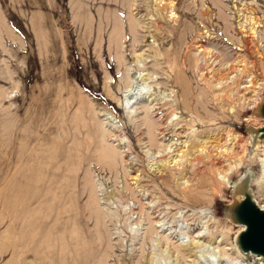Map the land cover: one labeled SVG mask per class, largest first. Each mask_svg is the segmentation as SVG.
Masks as SVG:
<instances>
[{
	"label": "rangeland",
	"instance_id": "rangeland-1",
	"mask_svg": "<svg viewBox=\"0 0 264 264\" xmlns=\"http://www.w3.org/2000/svg\"><path fill=\"white\" fill-rule=\"evenodd\" d=\"M262 98L264 0H0V264H150L156 222L233 264L226 208L260 174ZM251 191L264 204V180ZM33 194L40 260L17 221Z\"/></svg>",
	"mask_w": 264,
	"mask_h": 264
},
{
	"label": "bare ground",
	"instance_id": "bare-ground-1",
	"mask_svg": "<svg viewBox=\"0 0 264 264\" xmlns=\"http://www.w3.org/2000/svg\"><path fill=\"white\" fill-rule=\"evenodd\" d=\"M139 78L143 83H146V81L149 79V76L146 74V73H142V72H136L134 74H132L131 76H129L128 78V81L125 85L126 88H131V84L132 82ZM147 93L146 91L145 92H139V95H143ZM173 97V96H172ZM172 102V101H171ZM125 106H123V104L121 103V107L122 109L124 110H128L129 109V104L131 103V98L126 100L125 102ZM177 103V102H176ZM170 104V103H169ZM174 104V103H172ZM171 105V104H170ZM169 107V106H168ZM171 109V108H170ZM130 110V109H129ZM171 111H174V110H171ZM130 112V111H128ZM129 114V113H128ZM176 113H171L170 116H175ZM149 119V117L147 118V120ZM148 123V124H147ZM146 123V126L149 128L148 132H149V136L150 137V141H154V137L152 135V132L150 131L151 129H153L151 126L152 123L150 122V120ZM159 123V122H158ZM160 124V123H159ZM162 124V123H161ZM112 125V124H111ZM146 127V128H147ZM171 127V126H170ZM147 128V129H148ZM155 130V129H154ZM148 132H147V135H148ZM101 135V133H100ZM103 136V135H102ZM100 137V136H99ZM260 141H262L263 143H261ZM261 143L263 146H264V139L263 140H256L255 142H250L251 144V147H252V150H254L257 145ZM206 144H202L200 146V149H198V154L197 156H200L201 153L204 151L205 149V146ZM172 146L171 145H168L166 146V148H164V150L168 151L166 154L168 155V153H173V150L171 148ZM175 149V148H174ZM75 150V149H74ZM103 151V150H102ZM106 151V150H105ZM165 151V152H166ZM104 154V153H102ZM110 154V153H109ZM117 154V153H116ZM107 155V154H106ZM262 157H258L257 158V161H258V164H259V167H260V174L258 177H256L255 179H251L249 182V188L251 190V184L253 186H258V187H261L262 186V183H263V180H264V151L262 153ZM112 156V154H111ZM173 156V155H172ZM102 157V156H101ZM106 157V156H105ZM109 157V155L107 156ZM170 156H167V159L169 158ZM176 157H178V159L174 160L173 161V164L177 167H180L182 165V163L180 162L182 160V158L184 157L183 154H180V155H176ZM175 157V158H176ZM104 158V157H103ZM102 159V158H101ZM109 159V158H108ZM204 159V156H201L200 158H193L191 160L192 163L196 162V163H201L202 160ZM115 160V158H114ZM163 160V159H162ZM172 160V159H171ZM167 163V162H166ZM240 163V162H239ZM238 164V163H237ZM167 165V164H166ZM172 165V166H174ZM233 168V166H231ZM229 168V167H228ZM240 168V167H239ZM180 169V168H179ZM231 169V168H230ZM229 169V170H230ZM234 169L236 170L237 169V165L235 164L234 165ZM181 170V169H180ZM37 176V175H36ZM171 176V175H170ZM167 177V176H166ZM170 178V177H169ZM172 178V177H171ZM166 179V178H165ZM23 187V186H22ZM38 189V188H37ZM34 191V190H33ZM36 192V191H35ZM47 192V191H46ZM252 192V191H251ZM38 193V192H37ZM253 195V194H252ZM29 196H25L23 197V201H24V205L20 208V218L18 216V218L20 220H18L17 218V221L20 222V226L23 227V232L21 234V238H26L27 239H32L31 240V246H30V240L29 241H25L24 243H22V251L23 253L25 254V251H31V254L32 256L30 255V257H33L34 260H40L42 255L44 254L45 255V251H43L42 249V243H43V235L41 234L40 232V203H41V197L40 196H36L33 194V201L30 202V200H28L30 203L29 204H34V207L33 208H28V203L26 201V199L28 198ZM254 197V196H253ZM31 198V199H32ZM22 200V199H21ZM255 200V198H254ZM255 202L257 203V205L259 206V208L263 209L264 210V204L260 203L259 201L257 202L255 200ZM264 202V201H263ZM162 217V216H161ZM154 218V217H153ZM165 220V219H163ZM16 221V220H15ZM162 221V220H161ZM154 222V221H153ZM163 222V221H162ZM165 222V221H164ZM22 223V224H21ZM152 224V223H151ZM20 227V228H21ZM47 227V226H46ZM240 228H242V226H240ZM170 229V228H168ZM21 230V229H20ZM166 229H164V227H161V224L160 223H154L151 225V227L149 228L148 230V233L146 235V237L149 239V242H150V249L153 251L152 253V256L150 257V264H158L157 263V256L159 257L163 255L164 252H166V250L169 252L171 250V255L169 258L172 257V259H175L176 261L180 262V261H183L185 264H194L197 263V264H203L202 261H201V257L204 256L203 252H202V248L204 246H207V244H204L203 240L202 239V235H200L199 233L195 234V236L193 235L192 237H186V239H184L182 236H178L174 233H170L168 234L167 232H165ZM167 231V230H166ZM170 231V230H169ZM54 234V233H53ZM158 235L160 234V236L158 237L159 239H161L162 243L160 245V247L162 248L164 246V249L162 248V250H157V246H156V239H154L152 237V235ZM186 235V234H185ZM189 236V235H188ZM145 237V238H146ZM216 238V237H215ZM146 240V239H145ZM215 240V239H214ZM208 241V240H207ZM212 242V241H211ZM159 242H157L158 244ZM217 244V243H216ZM209 245V244H208ZM30 246V247H28ZM56 246V245H55ZM214 246V245H213ZM230 246V245H229ZM212 247V246H211ZM217 247V246H214L212 247L213 249ZM209 248V247H208ZM212 249V250H213ZM236 249V248H235ZM215 250V249H214ZM237 250V252H236ZM234 252L236 254V257L234 258L233 260V264H264V259L261 257V256H257V255H252V254H249L247 256H242L240 253H239V250L236 249ZM149 251V250H148ZM209 251V250H208ZM167 252V253H168ZM216 252V250H215ZM22 253V252H20ZM22 253V254H23ZM151 253V252H150ZM149 253V254H150ZM166 253V254H167ZM218 253V252H217ZM233 253V252H232ZM24 254L22 256H24ZM28 255V253H27ZM21 256V257H22ZM26 256V254H25ZM149 256V255H148ZM207 256V255H206ZM17 257V256H16ZM167 257V256H166ZM224 257V256H223ZM227 257V256H226ZM163 258V257H162ZM252 258L250 261L249 259ZM144 259V258H143ZM165 259V258H164ZM32 260V259H31ZM211 260V259H210ZM223 258H220L217 259V262H215L216 264H222L221 262H223ZM231 260V259H230ZM164 261V260H163ZM168 261V259H167ZM229 261V259H228ZM172 263V261H170ZM210 262V261H209ZM208 262V263H209ZM232 262V261H231ZM22 263V261H21ZM169 263V262H168ZM174 263V261H173ZM172 263V264H173ZM36 264V263H35ZM179 264V263H178Z\"/></svg>",
	"mask_w": 264,
	"mask_h": 264
},
{
	"label": "water",
	"instance_id": "water-1",
	"mask_svg": "<svg viewBox=\"0 0 264 264\" xmlns=\"http://www.w3.org/2000/svg\"><path fill=\"white\" fill-rule=\"evenodd\" d=\"M255 117L264 120V98L253 110ZM252 141L264 139V125L250 127ZM251 177L246 174L234 186V198L227 206L229 220L240 228L234 237V245L242 256L249 254L261 256L264 259V210L259 208L249 188Z\"/></svg>",
	"mask_w": 264,
	"mask_h": 264
}]
</instances>
